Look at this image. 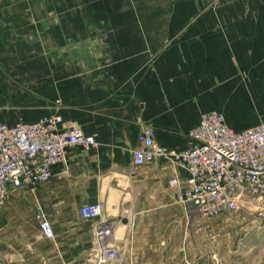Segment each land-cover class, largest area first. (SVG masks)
Wrapping results in <instances>:
<instances>
[{
    "label": "crops",
    "instance_id": "crops-1",
    "mask_svg": "<svg viewBox=\"0 0 264 264\" xmlns=\"http://www.w3.org/2000/svg\"><path fill=\"white\" fill-rule=\"evenodd\" d=\"M0 74L35 94L24 123L54 115L96 143L10 193L1 264H83L91 223L77 211L99 201L117 264H204L206 221L176 198L187 172L164 160L133 166L131 153L143 127L184 149L207 111L233 131L264 120V0H0Z\"/></svg>",
    "mask_w": 264,
    "mask_h": 264
},
{
    "label": "built area",
    "instance_id": "built-area-1",
    "mask_svg": "<svg viewBox=\"0 0 264 264\" xmlns=\"http://www.w3.org/2000/svg\"><path fill=\"white\" fill-rule=\"evenodd\" d=\"M54 115L34 122H0V206L18 188H31L52 175V167L66 160L70 148L95 147L94 138L76 127L61 128ZM187 145L171 150L154 141V132L143 127L136 136L131 164L141 166L157 160L180 165L188 174L186 189L177 192L181 203L191 204L198 216L211 221L233 212L246 198L264 194V120L233 131L215 111L203 112L187 132ZM170 186L177 180L171 178ZM104 203L82 205L81 220L91 223L92 242L83 264H117L120 254L113 241L114 221L103 215ZM43 238L53 239L49 223L38 219ZM1 264V258H0Z\"/></svg>",
    "mask_w": 264,
    "mask_h": 264
},
{
    "label": "rangeland",
    "instance_id": "rangeland-1",
    "mask_svg": "<svg viewBox=\"0 0 264 264\" xmlns=\"http://www.w3.org/2000/svg\"><path fill=\"white\" fill-rule=\"evenodd\" d=\"M22 85L12 74H0L1 123L26 121L36 99ZM204 226V264H264V194L242 200L233 212Z\"/></svg>",
    "mask_w": 264,
    "mask_h": 264
},
{
    "label": "water",
    "instance_id": "water-1",
    "mask_svg": "<svg viewBox=\"0 0 264 264\" xmlns=\"http://www.w3.org/2000/svg\"><path fill=\"white\" fill-rule=\"evenodd\" d=\"M121 223H122V224H124V223H125V221H124V220H121Z\"/></svg>",
    "mask_w": 264,
    "mask_h": 264
},
{
    "label": "bare ground",
    "instance_id": "bare-ground-1",
    "mask_svg": "<svg viewBox=\"0 0 264 264\" xmlns=\"http://www.w3.org/2000/svg\"><path fill=\"white\" fill-rule=\"evenodd\" d=\"M118 226V225H117ZM120 261V260H119Z\"/></svg>",
    "mask_w": 264,
    "mask_h": 264
}]
</instances>
